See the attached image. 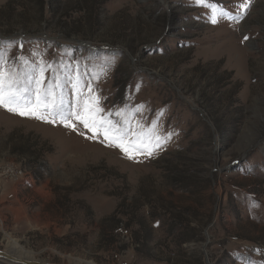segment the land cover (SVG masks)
<instances>
[{"label":"rangeland","instance_id":"1","mask_svg":"<svg viewBox=\"0 0 264 264\" xmlns=\"http://www.w3.org/2000/svg\"><path fill=\"white\" fill-rule=\"evenodd\" d=\"M45 2L0 0L7 64L45 67L69 103L72 81L85 97L90 84L101 115L161 146L129 159L78 122L0 108V251L18 257L11 239L51 264H264V0L243 18V0Z\"/></svg>","mask_w":264,"mask_h":264},{"label":"snow or ice","instance_id":"2","mask_svg":"<svg viewBox=\"0 0 264 264\" xmlns=\"http://www.w3.org/2000/svg\"><path fill=\"white\" fill-rule=\"evenodd\" d=\"M195 6H201L204 0H193ZM251 0H243L239 9L246 14L250 7ZM213 16L212 23H216ZM247 39V37H245ZM23 65H28L26 59L22 60ZM50 68L51 65H48ZM45 67L41 66L37 71L29 68H17L9 66L4 56V49L0 47V108L20 115L21 117L34 118L46 123L56 124L76 130L78 122L84 129L90 132L91 138L103 136L106 146L119 148L129 159L144 154L151 156L154 149L161 146V138L156 135H145L142 131L131 133L135 141L130 139L129 122L125 120L117 124L108 116L101 115L103 109L99 106V99L94 94L89 84L87 97L80 91L79 79L72 81V91L76 96L74 103L65 100L63 92H57L62 86L58 79L56 83H48L45 87ZM117 115H122L117 113ZM84 135V133H80ZM143 150V151H141Z\"/></svg>","mask_w":264,"mask_h":264},{"label":"trees","instance_id":"3","mask_svg":"<svg viewBox=\"0 0 264 264\" xmlns=\"http://www.w3.org/2000/svg\"><path fill=\"white\" fill-rule=\"evenodd\" d=\"M96 1V0H95ZM33 2L34 3H36V4H38L39 5V7H41L42 8V12L40 13V14H44V9H45V7L47 8V7H49V5H48V3L47 2H45V0H33ZM44 4H45V7H44ZM44 8V9H43ZM48 9H50V7L48 8ZM52 12V11H51ZM61 17V21L62 22H64V21H66V19H67V16L64 14V15H62V16H60ZM41 18H43V16L41 15ZM64 32V31H63ZM63 35H64V37H70L67 33H63ZM34 177H35V179H36V181H39L40 180V176H37L35 173H34ZM135 212L138 210V209H141V208H138V206H136V205H133L132 207H131ZM115 227L116 226H111L110 227V229H109V232H111V233H113L114 232V230H115ZM175 229V227L172 229V231ZM110 236L112 237V234H110ZM139 236V232H134L133 233V236H132V241H133V243L134 244H136V245H139V239H137V237ZM182 238H183V236H181Z\"/></svg>","mask_w":264,"mask_h":264},{"label":"water","instance_id":"4","mask_svg":"<svg viewBox=\"0 0 264 264\" xmlns=\"http://www.w3.org/2000/svg\"><path fill=\"white\" fill-rule=\"evenodd\" d=\"M0 261L5 262L7 264H51L46 262H39V261H28V260H20L17 258H14L7 254L6 252L0 251ZM75 264H85V262L78 261V263Z\"/></svg>","mask_w":264,"mask_h":264},{"label":"bare ground","instance_id":"5","mask_svg":"<svg viewBox=\"0 0 264 264\" xmlns=\"http://www.w3.org/2000/svg\"><path fill=\"white\" fill-rule=\"evenodd\" d=\"M8 246L10 247V249L11 250H13L14 251V253H16V255H18V257H21V258H18V257H14V258H17V259H20V260H32V257H30V256H27V257H23L20 253H22L21 252V248L18 246V244H17V242H15V241H13V240H11V239H9V241H8ZM7 254H9L10 256H11V254L8 252ZM22 258H24V259H22ZM32 261H34V260H32ZM36 261V260H35ZM90 264H92V263H90Z\"/></svg>","mask_w":264,"mask_h":264},{"label":"built area","instance_id":"6","mask_svg":"<svg viewBox=\"0 0 264 264\" xmlns=\"http://www.w3.org/2000/svg\"><path fill=\"white\" fill-rule=\"evenodd\" d=\"M21 175H23V174H21Z\"/></svg>","mask_w":264,"mask_h":264}]
</instances>
